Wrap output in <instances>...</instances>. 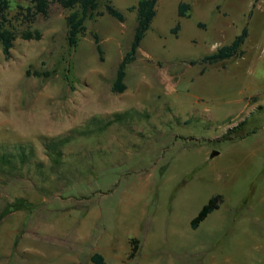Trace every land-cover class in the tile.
I'll return each instance as SVG.
<instances>
[{
  "label": "rangeland",
  "instance_id": "1",
  "mask_svg": "<svg viewBox=\"0 0 264 264\" xmlns=\"http://www.w3.org/2000/svg\"><path fill=\"white\" fill-rule=\"evenodd\" d=\"M137 2L99 0L102 14L70 47L72 9L51 1L34 13L31 0H10L0 264H86L97 251L106 264H264V0H158L114 92ZM244 26L240 55L201 62ZM215 195L218 207L193 226Z\"/></svg>",
  "mask_w": 264,
  "mask_h": 264
},
{
  "label": "trees",
  "instance_id": "2",
  "mask_svg": "<svg viewBox=\"0 0 264 264\" xmlns=\"http://www.w3.org/2000/svg\"><path fill=\"white\" fill-rule=\"evenodd\" d=\"M51 1H57L63 7L72 9V11H70V13L66 16L65 20L67 26V43L70 47L76 46L78 36L85 28L86 19H91L96 15L102 14V12L98 11L99 0H31L35 9L34 13L45 14ZM256 1L258 0H254V3ZM157 2L158 0H138L136 5H132L129 8V10H135L136 12V23L130 47L123 55L116 70L115 79L112 84V90L114 92H122L126 88V85L124 83L126 66L131 63L136 57L137 49L140 46L144 34L149 29L151 21L156 14ZM9 6L10 0H0V43L2 45V51L5 56H9V52L14 40V35L12 31L7 27L5 19V13L8 10ZM187 8L188 6L185 5L184 2H180L178 5L179 14L184 15ZM104 9L107 14L111 15L118 21L124 20V14L120 10L115 8L110 2L105 3ZM247 35L248 28L247 26H244L241 32L237 34L229 44L222 45L218 47L215 52L203 56L201 58V62L212 64L235 55H240L242 53V51L240 50V46L245 41ZM22 37L26 39L32 37L38 39L40 37V33L38 31H28L23 33ZM95 39L97 38L95 37ZM96 47L97 50L101 52V47L98 44L97 40ZM191 63H195V61H192ZM35 75H47V72L42 73L37 71L35 72ZM119 116L120 114L115 115L116 118H119ZM111 122L112 120H108L104 123V125H108ZM230 139H233V137H231ZM51 140H60V142H63L64 140H67V138H52ZM56 144L58 143L56 142ZM57 153H59V151ZM19 156V161L21 163L26 161L24 152L19 154ZM0 158L1 162L3 163H11V160L4 155H0ZM218 203V195L211 197L208 202L202 206L197 217L192 221V225H197V223L201 221L208 213L215 210L218 207ZM136 250L137 245L135 243L132 245V251L130 252L131 257L134 256ZM91 261L96 264H104L103 257L98 253H94L91 256Z\"/></svg>",
  "mask_w": 264,
  "mask_h": 264
},
{
  "label": "crops",
  "instance_id": "3",
  "mask_svg": "<svg viewBox=\"0 0 264 264\" xmlns=\"http://www.w3.org/2000/svg\"><path fill=\"white\" fill-rule=\"evenodd\" d=\"M97 253H98V254H100V253H99V251H97ZM100 255H101V254H100ZM101 256L103 257V255H101ZM103 258H104V257H103ZM104 261H105V259H104ZM92 263H94V262H92V261H89V262H87L86 264H92ZM78 264H80V262H79V261H78ZM94 264H95V263H94ZM105 264H106V261H105Z\"/></svg>",
  "mask_w": 264,
  "mask_h": 264
},
{
  "label": "water",
  "instance_id": "4",
  "mask_svg": "<svg viewBox=\"0 0 264 264\" xmlns=\"http://www.w3.org/2000/svg\"><path fill=\"white\" fill-rule=\"evenodd\" d=\"M215 154H217V152H216V151H213V152L211 153V156H214Z\"/></svg>",
  "mask_w": 264,
  "mask_h": 264
}]
</instances>
